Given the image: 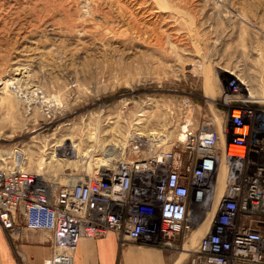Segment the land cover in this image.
Returning a JSON list of instances; mask_svg holds the SVG:
<instances>
[{
  "label": "rangeland",
  "instance_id": "rangeland-1",
  "mask_svg": "<svg viewBox=\"0 0 264 264\" xmlns=\"http://www.w3.org/2000/svg\"><path fill=\"white\" fill-rule=\"evenodd\" d=\"M229 75L261 116L264 0H0V165L35 172L53 154L43 175L59 180L121 157L134 133L175 143L184 124L225 120ZM207 216L174 249L157 241L171 264L188 263Z\"/></svg>",
  "mask_w": 264,
  "mask_h": 264
},
{
  "label": "built area",
  "instance_id": "built-area-1",
  "mask_svg": "<svg viewBox=\"0 0 264 264\" xmlns=\"http://www.w3.org/2000/svg\"><path fill=\"white\" fill-rule=\"evenodd\" d=\"M223 91L227 111L220 124L211 119L195 128L184 124L172 144L156 132L134 133L121 157H99L90 172L72 174L71 181L25 170L17 157L1 164V229L11 236L23 223L51 232V252L43 264H73L82 238L109 233L121 245L158 241L174 249L214 206L223 167L224 190L211 232L187 256V264H262L264 124L259 118L264 112L258 116L232 75L224 79Z\"/></svg>",
  "mask_w": 264,
  "mask_h": 264
},
{
  "label": "crops",
  "instance_id": "crops-1",
  "mask_svg": "<svg viewBox=\"0 0 264 264\" xmlns=\"http://www.w3.org/2000/svg\"><path fill=\"white\" fill-rule=\"evenodd\" d=\"M17 226L11 236L0 227V264H43L51 252L52 233L28 229L23 223ZM140 243L121 245L113 233L101 239L82 238L73 264H171V257L157 244Z\"/></svg>",
  "mask_w": 264,
  "mask_h": 264
},
{
  "label": "bare ground",
  "instance_id": "bare-ground-1",
  "mask_svg": "<svg viewBox=\"0 0 264 264\" xmlns=\"http://www.w3.org/2000/svg\"><path fill=\"white\" fill-rule=\"evenodd\" d=\"M14 60V59H13ZM17 65V64H16ZM208 73H206V75H205V77H207L208 78ZM2 83V82H1ZM212 84V83H211ZM209 86V85H208ZM9 87H11L12 88V90H14L15 89V87L14 86H6V87H4V88H8L9 89ZM3 89V88H2ZM10 90V89H9ZM8 90V91H9ZM244 90H246L247 91V89H245L244 88ZM1 91V90H0ZM7 91V90H6ZM16 93H18V97H20V98H22L23 97V95L21 96V93H19V92H16ZM4 97V99L6 98L5 96H1V98H3ZM8 98V97H7ZM6 98V99H7ZM25 98V97H24ZM226 98V100L228 99L227 97H225ZM245 99L246 100H248V101H251V102H255L256 100L253 98V95H251L249 92H246V96H245ZM3 100V99H2ZM28 104V103H27ZM27 108V107H26ZM30 110V109H29ZM31 111V110H30ZM217 120H218V124H220L221 123V121H220V119L221 118H216ZM223 121V120H222ZM142 134V133H141ZM127 135V134H126ZM71 145L69 146H65V147H63L62 148V146L61 147H59V149H58V154H61V155H68V154H70L71 152H73V150H71ZM72 154V153H71ZM7 157V156H6ZM54 158H56V155H55V157H54V155L53 154H51L50 156L48 155H41V157L37 160V161H35L34 162V165H33V168H35V172L37 173V174H44V172H47L46 171V169L48 170V171H53L54 169H55V167L57 166V163H55V160H57L58 161V158H56V159H54ZM62 164V163H61ZM93 169V166H91L90 167V170H92ZM224 173H225V169L223 168V167H221L220 168V170H219V182H218V185H217V189H216V195H215V202H214V206L212 207V209L211 210H209L207 213H208V216H207V218H206V222L207 223H209L210 222V220H211V218H212V216L214 215V213H215V207H216V203H217V201H218V199L220 198V197H222V195L223 194H221V187H222V184L224 185V183H223V179H224ZM74 179V177L72 176V175H65V176H63V177H60L59 178V180L60 181H71V180H73Z\"/></svg>",
  "mask_w": 264,
  "mask_h": 264
}]
</instances>
